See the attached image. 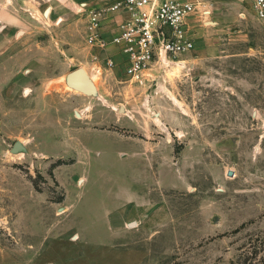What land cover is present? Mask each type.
Masks as SVG:
<instances>
[{
  "label": "rangeland",
  "instance_id": "1",
  "mask_svg": "<svg viewBox=\"0 0 264 264\" xmlns=\"http://www.w3.org/2000/svg\"><path fill=\"white\" fill-rule=\"evenodd\" d=\"M248 6L200 12L195 48L142 83L116 55L105 69L84 14L0 25V264L259 263L264 18ZM78 67L96 95L65 84Z\"/></svg>",
  "mask_w": 264,
  "mask_h": 264
},
{
  "label": "built area",
  "instance_id": "2",
  "mask_svg": "<svg viewBox=\"0 0 264 264\" xmlns=\"http://www.w3.org/2000/svg\"><path fill=\"white\" fill-rule=\"evenodd\" d=\"M248 1L255 16L264 18V0ZM199 4L198 0H105L98 6L79 2L75 12L85 16L86 45L106 52L105 69L117 65L118 54L124 75L130 82L142 83L155 64L178 59L195 48L191 19L199 14ZM110 23L113 31L108 34Z\"/></svg>",
  "mask_w": 264,
  "mask_h": 264
},
{
  "label": "crops",
  "instance_id": "3",
  "mask_svg": "<svg viewBox=\"0 0 264 264\" xmlns=\"http://www.w3.org/2000/svg\"><path fill=\"white\" fill-rule=\"evenodd\" d=\"M8 4L0 3V25L2 29H6L9 24L11 25H21L26 26L27 20L22 17L20 14L22 10L29 12L33 17L37 18L36 15L42 14L48 11L49 13L47 18H52V16H56L59 20V23L66 19L67 14L70 10L75 11L79 2H85L87 5L98 6L105 3V0H34L33 4L30 0H22V5H17L14 3L16 0H9ZM195 1V0H192ZM200 2L199 6V14L200 12H204L207 10L210 16L215 20V22H220L221 20L227 18L226 16L237 12L244 5L245 0H198ZM249 4V1L247 0ZM45 5V6H43ZM249 7V6H248ZM250 9V8H249ZM203 10V11H202ZM199 14L195 15L191 19V27H193V23L195 20H198ZM240 14L246 15L245 12H241ZM45 17V16H44ZM112 24L106 25V28L109 29ZM65 31L70 36L73 33V37H76V25L69 24L65 27ZM86 31V30H85ZM111 34L113 29L107 30ZM86 34V32H85ZM66 36V35H65ZM85 39V35H84ZM114 48H111L113 51ZM116 57H119L116 54ZM98 89V86H97ZM127 203H125L126 207ZM134 223V222H133Z\"/></svg>",
  "mask_w": 264,
  "mask_h": 264
},
{
  "label": "water",
  "instance_id": "4",
  "mask_svg": "<svg viewBox=\"0 0 264 264\" xmlns=\"http://www.w3.org/2000/svg\"><path fill=\"white\" fill-rule=\"evenodd\" d=\"M65 82L68 86L87 95H96L98 90L88 72L83 67L75 68L66 74ZM26 146L19 140H16L11 148L12 152L26 151ZM232 176L233 172L228 171Z\"/></svg>",
  "mask_w": 264,
  "mask_h": 264
},
{
  "label": "bare ground",
  "instance_id": "5",
  "mask_svg": "<svg viewBox=\"0 0 264 264\" xmlns=\"http://www.w3.org/2000/svg\"><path fill=\"white\" fill-rule=\"evenodd\" d=\"M181 61L180 62H178L177 63V67H175V70L177 71L178 69H179V67H180V65H181ZM168 64V63H167ZM85 69V68H84ZM86 70V69H85ZM87 71V70H86ZM173 71V70H172ZM175 72V71H174ZM89 74V73H88ZM90 75V77H91V79L93 80V82H94V84L96 85V87H97V83H96V75L95 74H89ZM65 77H66V75H65ZM65 77H64V82H65ZM65 84H66V82H65ZM67 85V84H66ZM68 86V85H67ZM70 87V86H69ZM68 88V87H67ZM70 88H72V87H70ZM69 89V88H68ZM72 89H74V88H72ZM74 90H76V89H74ZM76 91H78V90H76Z\"/></svg>",
  "mask_w": 264,
  "mask_h": 264
},
{
  "label": "trees",
  "instance_id": "6",
  "mask_svg": "<svg viewBox=\"0 0 264 264\" xmlns=\"http://www.w3.org/2000/svg\"><path fill=\"white\" fill-rule=\"evenodd\" d=\"M256 241L264 243V237L260 236V237L256 238ZM258 264H264V256L260 257Z\"/></svg>",
  "mask_w": 264,
  "mask_h": 264
},
{
  "label": "flooded vegetation",
  "instance_id": "7",
  "mask_svg": "<svg viewBox=\"0 0 264 264\" xmlns=\"http://www.w3.org/2000/svg\"><path fill=\"white\" fill-rule=\"evenodd\" d=\"M48 13H49V9H48V11H46L45 13H44V16L47 18V16H48Z\"/></svg>",
  "mask_w": 264,
  "mask_h": 264
}]
</instances>
